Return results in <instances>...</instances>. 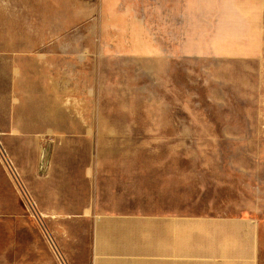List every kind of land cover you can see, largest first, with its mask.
<instances>
[{"label": "rangeland", "instance_id": "1", "mask_svg": "<svg viewBox=\"0 0 264 264\" xmlns=\"http://www.w3.org/2000/svg\"><path fill=\"white\" fill-rule=\"evenodd\" d=\"M121 7L122 0H0V37L48 39L52 54H67L69 113L99 132L98 141L59 142L54 160L50 151L16 176L1 156L0 264H90L92 221L75 215L92 207L93 186L117 208L154 210L174 196L187 213L254 219L264 264V56L118 55ZM92 164L96 185L82 172Z\"/></svg>", "mask_w": 264, "mask_h": 264}, {"label": "crops", "instance_id": "2", "mask_svg": "<svg viewBox=\"0 0 264 264\" xmlns=\"http://www.w3.org/2000/svg\"><path fill=\"white\" fill-rule=\"evenodd\" d=\"M121 9L125 40L118 55L172 61L264 56V0H122ZM19 34L0 37V147L21 174L50 151L54 160L59 142L98 141L99 132L69 113L67 54H52L48 39ZM44 142L51 143L42 149ZM82 172L97 184L99 165ZM95 192L93 186L92 207L75 215L92 221L90 264H260L254 219L187 213L174 196L159 198L154 210L122 209Z\"/></svg>", "mask_w": 264, "mask_h": 264}, {"label": "built area", "instance_id": "3", "mask_svg": "<svg viewBox=\"0 0 264 264\" xmlns=\"http://www.w3.org/2000/svg\"><path fill=\"white\" fill-rule=\"evenodd\" d=\"M0 150H1L0 156H4V158H5L6 162H7V166L9 167V169L11 171H13V174L16 176L17 172L15 171V168L13 167L12 162L10 160H8L5 150L2 149L1 147H0Z\"/></svg>", "mask_w": 264, "mask_h": 264}]
</instances>
